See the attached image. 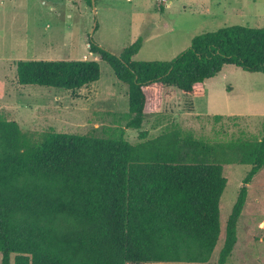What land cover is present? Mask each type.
I'll return each mask as SVG.
<instances>
[{
  "label": "trees",
  "instance_id": "1",
  "mask_svg": "<svg viewBox=\"0 0 264 264\" xmlns=\"http://www.w3.org/2000/svg\"><path fill=\"white\" fill-rule=\"evenodd\" d=\"M167 1L155 0L154 9L163 12ZM142 41L118 54L88 41L89 52L127 86L130 128L141 127L159 89L201 95L225 64L264 73V26L196 34L171 60L134 59ZM99 76L91 59L16 62L21 85L75 90ZM233 163L250 168L226 219L217 264L230 257L247 185L264 167V120L259 138L210 141L171 124L153 137L140 131L131 143L122 130L111 137L35 135L0 118V264H205L220 233L223 166Z\"/></svg>",
  "mask_w": 264,
  "mask_h": 264
},
{
  "label": "rangeland",
  "instance_id": "2",
  "mask_svg": "<svg viewBox=\"0 0 264 264\" xmlns=\"http://www.w3.org/2000/svg\"><path fill=\"white\" fill-rule=\"evenodd\" d=\"M89 1L0 0L1 119L14 120L23 132L35 135L54 130L111 137L122 130L131 143L139 140L140 131L153 137L171 124L210 141L261 136L264 73L225 64L201 95H186L173 87L159 89L157 98L151 94L141 127L134 129L126 126L127 86L89 52L88 41L118 54L142 36L134 59L171 60L196 34L232 24L264 26V0H168L163 12L154 9L155 0ZM30 59L96 60L100 76L75 90L21 85L16 62ZM249 168L239 163L223 166L220 233L205 264H217L226 219ZM236 236L226 264H264V167L247 185Z\"/></svg>",
  "mask_w": 264,
  "mask_h": 264
},
{
  "label": "crops",
  "instance_id": "3",
  "mask_svg": "<svg viewBox=\"0 0 264 264\" xmlns=\"http://www.w3.org/2000/svg\"><path fill=\"white\" fill-rule=\"evenodd\" d=\"M207 83V82H206ZM206 83H205V86H206Z\"/></svg>",
  "mask_w": 264,
  "mask_h": 264
},
{
  "label": "water",
  "instance_id": "4",
  "mask_svg": "<svg viewBox=\"0 0 264 264\" xmlns=\"http://www.w3.org/2000/svg\"><path fill=\"white\" fill-rule=\"evenodd\" d=\"M168 2V1H167ZM92 4H93V1H92Z\"/></svg>",
  "mask_w": 264,
  "mask_h": 264
}]
</instances>
